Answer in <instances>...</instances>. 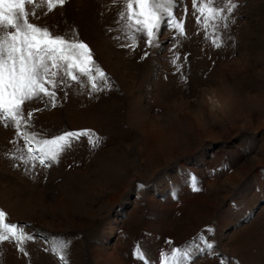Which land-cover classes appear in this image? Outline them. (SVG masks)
<instances>
[{
	"label": "rangeland",
	"instance_id": "obj_1",
	"mask_svg": "<svg viewBox=\"0 0 264 264\" xmlns=\"http://www.w3.org/2000/svg\"><path fill=\"white\" fill-rule=\"evenodd\" d=\"M179 2L177 15L189 9L187 39L176 42L186 83L170 62L171 30L161 29L158 48L120 46L123 0H70L29 17L56 32L75 27L115 87L89 98L73 85L54 109L26 102L34 131L92 128L106 137L96 151L81 143L50 168L13 167L6 154L19 138L0 123V208L37 234L28 256L0 244V264H58L48 250L58 239L71 242L70 264H145L137 245L147 264H158L161 252L202 232L215 254L193 264H264V0H238L221 49L194 23L191 0Z\"/></svg>",
	"mask_w": 264,
	"mask_h": 264
},
{
	"label": "snow or ice",
	"instance_id": "obj_2",
	"mask_svg": "<svg viewBox=\"0 0 264 264\" xmlns=\"http://www.w3.org/2000/svg\"><path fill=\"white\" fill-rule=\"evenodd\" d=\"M116 3V0H112ZM70 0H0V123L12 127L19 138L11 141L13 148L6 154L13 161V167L24 168L26 174L39 168H50L81 143H87L89 150L96 151L106 140L92 128L64 130L49 136L42 131H34L33 113L25 111L26 102H39L44 108L54 109L59 103V92L67 98L66 89L73 85L79 94L89 98H99L115 87L111 76L96 62L93 50L80 38L75 27L65 32H56L49 26L29 22L36 17L38 9L52 12L58 6L64 7ZM27 6H31L28 8ZM179 0H123L117 13V40L120 46L135 51L143 42L145 49L160 46L162 28L171 30L173 35L170 58L171 64L180 73L182 82L188 81L183 73L184 63L177 47V39H187V4H183L179 15ZM239 7L238 0H224L222 6L214 0H191V15L194 23L204 33L216 49L226 46L232 39L225 33L230 23H234V12ZM149 55L144 51L141 59ZM187 60V55L184 56ZM212 95L208 100L211 102ZM40 109H37L39 111ZM22 141V144H21ZM143 188L144 185H139ZM189 187L200 192L198 180L190 174ZM211 227L206 229L211 233ZM37 239V234L26 231V226L8 221V213L0 208V244L11 242L18 251L28 256L26 246ZM70 241L55 240L48 249L58 260V264H70ZM171 246V241H166ZM216 245L203 232L182 247H170L161 252L158 264H193L198 254H215ZM134 256L144 261L145 253L137 245ZM226 260L227 258H223Z\"/></svg>",
	"mask_w": 264,
	"mask_h": 264
},
{
	"label": "clouds",
	"instance_id": "obj_3",
	"mask_svg": "<svg viewBox=\"0 0 264 264\" xmlns=\"http://www.w3.org/2000/svg\"><path fill=\"white\" fill-rule=\"evenodd\" d=\"M211 95H212V97H213L212 101L210 102L211 106H212L213 108H217V107H219V104H218V102H217L216 99H215V95H216V94L213 92V93H211Z\"/></svg>",
	"mask_w": 264,
	"mask_h": 264
}]
</instances>
